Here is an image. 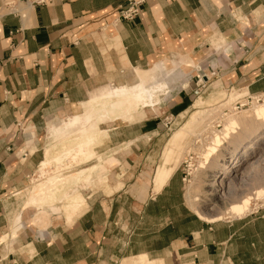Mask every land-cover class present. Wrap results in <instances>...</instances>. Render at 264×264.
Wrapping results in <instances>:
<instances>
[{
	"label": "crops",
	"instance_id": "0c3cea01",
	"mask_svg": "<svg viewBox=\"0 0 264 264\" xmlns=\"http://www.w3.org/2000/svg\"><path fill=\"white\" fill-rule=\"evenodd\" d=\"M125 5L0 0V264H139L141 256L147 264H264V211L225 231L205 220L188 224L185 213L172 217L177 165L161 166L164 150L138 140L151 134L139 136L146 112L168 95L180 98L177 110L196 93L193 83L211 85L192 107L219 90L264 95V0H145L133 21L118 19ZM174 63L181 75L191 70L169 94ZM125 111L135 122L123 126ZM80 125L85 145L104 140L80 179L97 175L104 191L74 194L68 190L81 182L71 184L59 197L74 209L69 215L47 210L54 200L38 209L17 199L47 153L57 154L59 138ZM153 169L152 182L140 184Z\"/></svg>",
	"mask_w": 264,
	"mask_h": 264
},
{
	"label": "rangeland",
	"instance_id": "374dc122",
	"mask_svg": "<svg viewBox=\"0 0 264 264\" xmlns=\"http://www.w3.org/2000/svg\"><path fill=\"white\" fill-rule=\"evenodd\" d=\"M180 68L174 63L171 66V71L173 73L165 78L167 87L169 88V94L176 92L178 89L179 81L177 80V76L180 75L179 77L182 78V81H180L181 84L187 81L186 76L189 74L191 68L183 67V70L187 73L186 75H183V73L182 75L180 74ZM150 76H152V74ZM155 76L156 81H164L161 75ZM139 83L140 80L138 81V85ZM196 83H193V87L191 88L195 90L196 93L193 94L190 91L189 97L182 98L183 103L177 110L171 108L180 101V98L169 95L163 98L161 107L157 108L155 111L148 110L145 114V118L140 120L139 124H144V127L139 130V136L141 137V133L146 134L151 132V134L144 136V139L139 138L138 140H155L151 143V147L164 150V157L161 158V164L163 165L161 166H164L166 161L170 163L168 165H177L175 171L177 184L175 188L171 189V194L173 196V201L179 203L180 206L176 207L177 211L172 213V217L175 218L178 214L182 216L185 213L189 224L191 222L204 223L200 215L222 214V219L215 222L213 226H223L221 227L223 231L227 229V224H233L235 228L243 229L244 224L258 219L264 211V192L258 194L264 187V141L259 143V145H257L258 147L255 146L254 152L252 151L248 161L237 168L232 177L221 182L220 190L216 194L213 188L209 189L208 185L211 177L219 170V165L228 164L233 159L232 155L235 152L234 140H245L244 142L248 143L264 132L263 126L257 133L250 134V137L248 136L247 139L243 137L245 132L255 127L253 118L246 119V117L244 119L243 117L246 115L250 116L256 106H262L264 103L260 102L256 104L255 102L247 101L250 97H246L247 93L245 94V92L219 90V96H216L214 100L200 106L196 105L198 107H192L199 95L210 89L209 86L211 85L209 84V86L205 88H198L195 85ZM213 83L214 82H212V84ZM216 86L217 85H214L213 87ZM216 88L220 87L217 86ZM134 111L136 110L132 109L130 112L132 113ZM130 112L125 111L123 115V118L129 120L122 119L117 123L123 126L134 123L135 120H130ZM234 119L237 121L239 120V124L240 120L242 121L239 131H237V134H235L233 138L222 141V146L218 149L219 151L216 149L219 153L218 156L215 155L211 160H208L206 156L209 152V146L212 147L214 145L212 136L214 134H222L224 128ZM105 122H107L106 127L101 129L109 130L111 127L108 125L109 121ZM87 130L88 128H83V125H80L74 130H69L68 135L73 134V140H65L68 136L66 134L59 138L64 140L59 143L58 148L55 147V150H57L56 155L60 154L65 149H70L72 154L62 159L60 157L61 155L58 158H55L56 155L52 158L50 156L51 154L47 153L45 160L46 164H41L38 171L29 179L26 190L21 194L17 193L16 198H28L29 202L34 204V207H36L35 205L37 203L40 205H48L47 203L51 202L49 200H36L32 202L31 198L37 195V197H42L45 193L50 194L54 190L60 188L57 197L53 199V206H48L46 209L50 211L51 207H59L58 213L69 215L71 212H74V209H69L66 203L67 201L59 197L62 194H64V196L66 195L64 192L71 184L81 182L79 185L71 187L73 189L68 190L74 194H84L85 191L86 195L90 193L91 196H96L100 190L104 191V188L101 189L99 186L100 183L99 180H97V175L93 176L92 180L89 182H83V180L80 179L81 176L86 175L85 172L80 176L74 175L75 172L81 169L88 168L92 164L95 165L100 159L95 155L94 149L99 148L104 140L100 142L96 140L93 144L91 141L85 145L86 141L83 142L82 137L84 134L88 133ZM122 130H124V132L126 131L125 128ZM214 158L217 161V168L213 167ZM159 167L160 165L158 168ZM158 168H156V171ZM154 172L155 169L146 172L147 174L145 173L139 178V183L149 184L152 182ZM41 186H44L43 188H46V190L44 192L42 191V194H39L41 193L39 190ZM192 197H196L199 202L192 203V200H190ZM58 198L59 201L57 200ZM247 198L250 199V207L244 215H224V211L228 206L231 204H239L243 202V199ZM81 206L82 203L78 205L75 212L79 210ZM83 206L81 211L83 210ZM40 207L43 206H38L36 208L39 209ZM44 211L46 210H43V212ZM44 216L46 218L49 217L45 214ZM198 216H200V218ZM249 227L253 228L252 225H249ZM133 261L135 262L136 259ZM145 264H147V262H145Z\"/></svg>",
	"mask_w": 264,
	"mask_h": 264
},
{
	"label": "bare ground",
	"instance_id": "6f19581e",
	"mask_svg": "<svg viewBox=\"0 0 264 264\" xmlns=\"http://www.w3.org/2000/svg\"><path fill=\"white\" fill-rule=\"evenodd\" d=\"M253 100H254L253 102L256 103V101L258 100V97L257 98L253 97ZM243 118L244 119L245 118L246 119L253 118L254 122H255V127H253L251 130H248L243 135V137H245V139H247L250 134L252 135V134L257 133L264 126L263 125L264 123H260V122H264V105L256 106L254 108L253 113L250 116L246 115ZM243 118H242V121H243ZM242 121L240 120V124ZM240 124H239V120L237 121L234 119L224 128V130L222 131V134H220V135L214 134L212 136V140H214V145L212 147L209 146V149H208L209 152L206 156V158L208 160H211L213 158V156H215V155L218 156V154H219L218 149L221 148L222 141L229 140V139L233 138V136L235 134H237V131H239ZM244 141L245 140H239V141L234 140L235 152L232 155L233 159L228 164L225 163L223 165H219V170H217L215 172V174L211 177L210 183L208 186H209V189L210 188L214 189L215 194L220 190L221 182H223V180H225V179L227 180L230 177H232L233 174L235 173L236 169L248 161V159L251 156L252 151L254 150L255 146L259 145V143L264 141V132L259 137H257L254 140L249 141L248 143H245ZM70 154H71L70 152H66L62 156V158L65 159ZM213 167H216V168L218 167L217 161L215 158L213 159ZM83 173H84V171H81V172L78 171V172H75L74 175L76 174V176H80ZM43 187L44 186H41L39 188V190L41 191V193H39V194H42V191L44 192L46 190V188H43ZM59 189L58 190L53 189L54 190L53 192H51L50 194L45 193V195H43L42 197H37L38 195L34 196L31 198V201L33 202L36 200H41V201H48L49 200V201L53 202V199L55 197H57ZM262 192H264V188H263V190H260L258 192V194H261ZM190 200H192V203H198L199 202L198 199H196V197H192ZM51 202H49V203H51ZM249 207H250V199H248V198L243 199V202H241L239 204L238 203L234 204V205L231 204L230 206H228L227 209L224 211V215H228V214H232L235 216L244 215V213H246L249 210ZM200 216L203 218V220H205L206 222H209V223H215V222H218L222 219V214H215V215H208L207 214V215H200ZM138 261H139V264H145V262L147 261V257L141 256V257H139Z\"/></svg>",
	"mask_w": 264,
	"mask_h": 264
},
{
	"label": "built area",
	"instance_id": "2783aa9c",
	"mask_svg": "<svg viewBox=\"0 0 264 264\" xmlns=\"http://www.w3.org/2000/svg\"><path fill=\"white\" fill-rule=\"evenodd\" d=\"M53 1L54 0H31V3L34 5H49L52 4ZM144 5L145 0H126V5L119 10L118 19L123 21H133L137 19L141 14ZM247 101L253 102L254 100L250 97ZM260 102L264 103V95L258 97L256 104Z\"/></svg>",
	"mask_w": 264,
	"mask_h": 264
}]
</instances>
